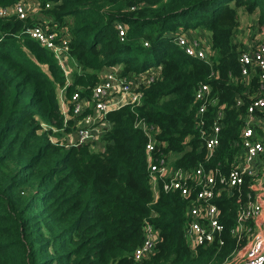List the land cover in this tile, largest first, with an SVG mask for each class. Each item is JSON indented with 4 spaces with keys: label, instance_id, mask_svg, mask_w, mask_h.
Here are the masks:
<instances>
[{
    "label": "trees",
    "instance_id": "trees-1",
    "mask_svg": "<svg viewBox=\"0 0 264 264\" xmlns=\"http://www.w3.org/2000/svg\"><path fill=\"white\" fill-rule=\"evenodd\" d=\"M16 1L0 0V6ZM35 1L34 16H0V264H223L245 244V232L233 235L231 228L253 178L221 188L215 199L223 243L190 247L183 235L189 201L161 186L155 195L147 136L134 122L157 127L159 152L174 154V166H235L243 114L260 90L255 71L247 81L240 72L238 8L255 14L247 28L261 30L264 0ZM34 20L67 29L80 70L71 71L65 99L77 86L88 92L104 67L121 64L127 73L160 66L141 105L107 112L112 125L101 136L102 151L61 139L74 124L64 119L59 99L66 77L53 53L25 32ZM117 22L125 25L123 40ZM196 28L208 32L211 64L173 42L176 32ZM200 82L211 87L206 125L216 108L224 109L210 156L193 118ZM147 223L158 229L155 252L134 260Z\"/></svg>",
    "mask_w": 264,
    "mask_h": 264
},
{
    "label": "built area",
    "instance_id": "built-area-1",
    "mask_svg": "<svg viewBox=\"0 0 264 264\" xmlns=\"http://www.w3.org/2000/svg\"><path fill=\"white\" fill-rule=\"evenodd\" d=\"M10 15L19 18L34 16L22 0L0 6V16ZM116 29L118 37L123 40L126 34L125 25L117 22ZM256 31L253 33L254 43L243 47L238 55L241 75L247 81L249 74L255 71L260 90L251 97L243 114L239 140L241 151L235 166L228 170L206 168L201 163L190 168L174 166L169 155L159 152L155 139L157 127L145 123L143 119L134 122V126L147 136L144 149L149 180L155 195L161 186L166 192L177 190L189 201L183 235L190 247L213 241L223 243L221 234L224 227L219 219V208L215 199L221 188L230 190L238 186L246 175L253 178L249 199L239 209L235 224L231 228L233 235L242 232L246 234L245 244L234 253V258H239L237 264H264V142L255 135L257 122L264 120V29ZM25 32L53 53L66 77L65 84L59 88V99L64 119L67 121L71 118L74 124L72 131L63 134L61 139L68 145L89 144L93 151H102L104 141L101 136L112 125L105 117L107 112L124 105L131 108L141 105L144 90L159 75L160 66L127 73L118 68L119 64L109 66L101 71L99 79L88 92L84 93L83 87L77 86L69 98L65 99V89L71 81V63L80 70L78 62L70 53L67 29L57 30L55 25H48L47 20H34L25 27ZM173 42L186 54L207 60L211 64L208 57L210 46L189 30H180L173 34ZM144 44L148 45V41L145 40ZM211 100L210 84L198 83L194 89L196 109L193 118L207 156L212 154L220 142L224 117V109L220 106L214 111L211 123L206 125V110ZM236 103L240 104V100ZM158 239V229L147 223L144 226L143 240L134 249L133 259L141 260L153 254Z\"/></svg>",
    "mask_w": 264,
    "mask_h": 264
},
{
    "label": "rangeland",
    "instance_id": "rangeland-1",
    "mask_svg": "<svg viewBox=\"0 0 264 264\" xmlns=\"http://www.w3.org/2000/svg\"><path fill=\"white\" fill-rule=\"evenodd\" d=\"M23 2H25V5H26V7H27V9H28V11L31 13V14H33V15H36V14H38L37 12L39 11V8H36V1L35 0H22ZM238 15H239V18H240V22H241V24L242 25H248L249 23H252V24H255V14H250V13H248V12H246L242 7H240V8H238ZM69 19V21H71V18H68ZM251 29H252V32H253V29H255V26H254V28L253 27H251ZM251 29H250V31H251ZM191 29H189V31H190ZM202 30L204 31V32H206L203 28H202ZM258 31H256V33H257ZM196 34V36L197 37H200V35L202 34V33H195ZM194 34V35H195ZM201 38V37H200ZM202 39V38H201ZM203 40V43L204 42H206V43H208V39H202ZM208 48V47H207ZM116 65V64H115ZM117 66V65H116ZM122 67V65L121 64H119V67L118 68H121ZM106 68L107 67H104V68H102V70L101 71H104V70H106ZM76 70H78L77 69V67L75 66V64H73V63H71V71L72 72H74V71H76ZM253 92H255V91H253ZM253 96V95H252ZM72 131V130H71ZM255 135H256V137L257 138H259V139H261L262 140V142H264V120H260V121H258L257 122V125H256V130H255ZM170 158V162H172V160L174 159V154L173 155H171V156H169ZM238 261H239V258H238V256L236 257V259L234 258V255L232 256H230L228 259H226L225 260V262L223 263V264H237L238 263Z\"/></svg>",
    "mask_w": 264,
    "mask_h": 264
},
{
    "label": "crops",
    "instance_id": "crops-1",
    "mask_svg": "<svg viewBox=\"0 0 264 264\" xmlns=\"http://www.w3.org/2000/svg\"><path fill=\"white\" fill-rule=\"evenodd\" d=\"M257 29L255 28L254 30H253V32H252V30L250 31V29L249 28H247V25H242V24H240V39H242V41H243V46L244 47H249V46H251L253 43H254V38H253V33L256 31ZM189 32H191V33H193V34H195V33H202L201 35H200V37L202 38V39H208V45H209V35H208V32L206 31V32H204L203 30H202V28H196V29H191ZM196 35V34H195ZM199 37V38H200ZM200 38V39H201ZM201 39V40H202Z\"/></svg>",
    "mask_w": 264,
    "mask_h": 264
}]
</instances>
